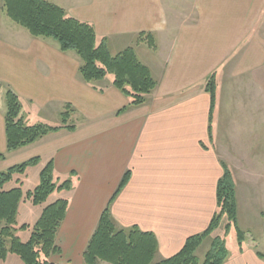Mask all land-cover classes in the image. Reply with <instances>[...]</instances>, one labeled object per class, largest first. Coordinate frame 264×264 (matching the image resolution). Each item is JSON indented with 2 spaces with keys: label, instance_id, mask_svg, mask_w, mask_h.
<instances>
[{
  "label": "crops",
  "instance_id": "obj_1",
  "mask_svg": "<svg viewBox=\"0 0 264 264\" xmlns=\"http://www.w3.org/2000/svg\"><path fill=\"white\" fill-rule=\"evenodd\" d=\"M45 1L93 25L112 54L132 48L158 83L146 105L116 116L129 100L111 76L85 83L75 53L32 37L0 3V152L6 154L5 89L19 97L28 125L56 120L67 105L73 110L75 131L49 134L0 161L1 172L35 157L44 166L51 160L54 177L72 182L70 191L57 192L68 208L56 237L59 253L49 261L84 264L107 207L117 229L154 236L155 262L173 257L209 227L225 165L246 239L230 249L231 226L223 264H264L257 256L264 253V0ZM148 36L153 47L141 42ZM21 205V225L38 220L43 208ZM14 257L2 263L22 264Z\"/></svg>",
  "mask_w": 264,
  "mask_h": 264
},
{
  "label": "trees",
  "instance_id": "obj_2",
  "mask_svg": "<svg viewBox=\"0 0 264 264\" xmlns=\"http://www.w3.org/2000/svg\"><path fill=\"white\" fill-rule=\"evenodd\" d=\"M7 17L34 38L51 39L63 53L73 52L80 59L79 74L85 83L92 84L112 77V86L129 101L116 112L119 116L131 108L148 103L150 96L158 86L150 70L139 62L132 48L112 54L106 38L98 37L93 25L79 21L67 15L60 7L45 0H0ZM141 37V36H140ZM149 38V36H148ZM148 44L153 47L149 38ZM2 85L0 84V90ZM206 90L214 102L215 82L213 76L208 79ZM6 112L4 115L6 154L0 152V161L22 148L31 146L49 134L64 129L75 131V126L52 128L45 125H28L22 114L19 97L10 89H5ZM72 108L67 105L61 113L62 121L69 120ZM39 157L31 158L0 172V262L9 254L17 256L22 264H53L52 255L59 253L56 246L58 230L65 219L68 200L58 199L43 207L40 217L33 225H21L20 230H30L26 242L15 235L19 205L29 201L34 206L43 205L55 192L70 191V179L60 181L53 175V162L50 160L39 174V184L33 190L24 192L19 177L25 175L28 168L37 165ZM224 173L216 189L217 211L209 227L203 233L185 241L183 248L173 257L155 262L157 242L152 234L140 231L136 227L117 229L110 215L109 207L102 213L84 253V264H223L228 256L225 238L231 226H234L238 245L242 246L245 234L237 227V206L235 185L231 173L224 165ZM129 180L127 172L115 198ZM15 181L16 186L5 190V186ZM225 219L223 238L212 240L209 250L200 261L196 252L202 243L221 226ZM264 260V253L257 252Z\"/></svg>",
  "mask_w": 264,
  "mask_h": 264
},
{
  "label": "rangeland",
  "instance_id": "obj_3",
  "mask_svg": "<svg viewBox=\"0 0 264 264\" xmlns=\"http://www.w3.org/2000/svg\"><path fill=\"white\" fill-rule=\"evenodd\" d=\"M141 37H143V36H141ZM145 41L148 44V39L142 40L141 42H145ZM148 46H150V45L148 44ZM107 78L109 79L111 77L108 76ZM37 117H39V116H37ZM24 120H25V122H28V117H25ZM34 120H35V118H31V120H29V121L33 122ZM34 123H35V125H45V126L52 127V128H61V127H64L66 125L67 126L74 125L71 120H68L66 123H64L62 121L61 117L57 118L56 120H50V121L49 120H40L39 122H34ZM43 168H44V161H40L37 165L28 168L24 177H19L21 180V187H22V190L24 192L33 190L36 186H38V184L40 182L39 181V174L43 170ZM15 184H16L15 181L7 184L5 186V190H10L11 188H13L15 186ZM61 197H63L62 194L59 195V193L55 192L54 194H52L47 199V201L43 205L38 206L37 209H35V210H39L40 208H43L44 206L55 202L57 199H59ZM21 204H22L21 206H23V204H25L26 205L25 208H30V209L33 208L31 205H29V201L25 200ZM23 221H24V219L22 216L20 219H17V226H16L17 231H16L15 235L18 237V239L21 242H26V241H28V239L31 235V231L29 229L28 230H20L19 229V226L21 225V223H23ZM27 221L29 223L28 225H33L36 220H34V218H29ZM226 223H227V221L225 219H223L220 228L218 230H216L212 235H210L202 243V245L199 247V249L196 252V256L199 258L200 261H203L205 254L207 253V251L210 248L212 240L217 236L223 238L224 226ZM4 226H5V223L0 222V229ZM254 235H256V234H254ZM226 242H227V245L230 247V249L236 248L237 238H236V233L234 231L231 232L229 234V236L226 238ZM260 251L264 252V241L260 243ZM14 258H18V257H14ZM0 264H3V263L0 262Z\"/></svg>",
  "mask_w": 264,
  "mask_h": 264
}]
</instances>
